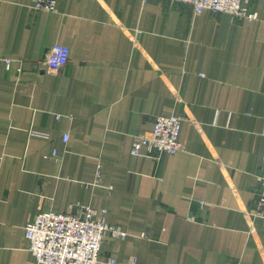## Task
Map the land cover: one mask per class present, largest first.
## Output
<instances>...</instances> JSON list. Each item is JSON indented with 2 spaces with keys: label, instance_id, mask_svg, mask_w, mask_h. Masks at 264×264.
<instances>
[{
  "label": "crops",
  "instance_id": "obj_1",
  "mask_svg": "<svg viewBox=\"0 0 264 264\" xmlns=\"http://www.w3.org/2000/svg\"><path fill=\"white\" fill-rule=\"evenodd\" d=\"M34 1L0 0V264H35L26 225L77 206L126 234L104 236L101 261L264 264V219L247 216L264 155V0L254 22L166 0H58L57 13ZM56 44L70 61L49 72ZM181 115L184 151L132 154L155 117Z\"/></svg>",
  "mask_w": 264,
  "mask_h": 264
},
{
  "label": "built area",
  "instance_id": "obj_2",
  "mask_svg": "<svg viewBox=\"0 0 264 264\" xmlns=\"http://www.w3.org/2000/svg\"><path fill=\"white\" fill-rule=\"evenodd\" d=\"M172 4L187 5L195 15L210 11L214 15L229 14L236 20L254 22L258 15L251 9L252 0H166ZM58 0H35L37 10L57 13ZM70 61L68 47L56 44L49 52L43 65L49 72H60ZM185 116H158L153 120L154 128L147 134L134 137L132 154L146 155L160 161L165 155L184 151L179 141L181 125ZM68 136L64 137L67 142ZM145 151V152H144ZM101 166L97 174L100 183ZM261 184L256 206L247 216L264 219V155L263 166L258 174ZM1 204V201H0ZM108 212L88 206H77L66 213L48 212L37 215L25 227L29 250L36 259L35 264H120L115 259L100 260L104 236L109 233L114 239L126 237L119 228L107 222Z\"/></svg>",
  "mask_w": 264,
  "mask_h": 264
}]
</instances>
